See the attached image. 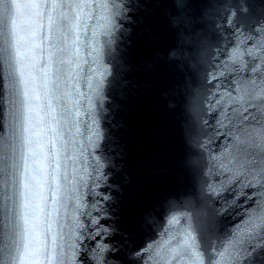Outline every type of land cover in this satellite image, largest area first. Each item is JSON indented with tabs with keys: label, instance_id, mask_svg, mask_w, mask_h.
Returning a JSON list of instances; mask_svg holds the SVG:
<instances>
[{
	"label": "snow or ice",
	"instance_id": "obj_1",
	"mask_svg": "<svg viewBox=\"0 0 264 264\" xmlns=\"http://www.w3.org/2000/svg\"><path fill=\"white\" fill-rule=\"evenodd\" d=\"M161 21L193 182L128 211L146 143L113 121L136 111L133 32ZM223 32L264 52V0H0V264H264V69L218 64Z\"/></svg>",
	"mask_w": 264,
	"mask_h": 264
},
{
	"label": "water",
	"instance_id": "obj_2",
	"mask_svg": "<svg viewBox=\"0 0 264 264\" xmlns=\"http://www.w3.org/2000/svg\"><path fill=\"white\" fill-rule=\"evenodd\" d=\"M222 36L224 39H221L216 47L225 51L222 55L217 54L216 62L218 64L226 62L229 67H240L238 59H229L233 48H238L239 55L243 56L246 63L254 59L257 68L264 69V64L260 60V57L264 55L261 49L256 48L253 57L246 50L253 47L251 44L229 45V33L223 32ZM168 41L167 29L162 21L155 25L143 23L135 28L132 43L129 46V51L136 56L134 71L128 77L132 81L129 90L136 93L139 89V94L135 101L136 111L130 114L124 112V121H129L137 130V138L146 143V155L133 161L135 165L133 171L138 173L134 177V181L144 182L145 190L138 194L136 201H126V210L128 211L138 210V202L141 200L144 203L139 204V207L142 208L146 206L152 196L160 195L169 188L190 186L193 182V175L183 167L185 149L181 143L183 123L181 109L179 107L171 110L167 108L169 100L175 102L179 97L162 95L169 87L182 89L183 80L179 76L172 79L169 70L163 64H160L159 67L154 64L157 53L163 55L166 52ZM154 68L155 71H153ZM251 76L252 73L249 69H244L241 73L243 79H248ZM212 83L219 85L220 79L218 78ZM213 91L217 93L215 97L211 92L208 94V102L212 104L223 93L224 88L217 87ZM233 94L235 95V93ZM125 103L127 102L125 101ZM210 123H214V121L210 120ZM124 134L127 138V125L124 128ZM201 140L206 142L207 137L202 136ZM223 143L224 140L219 139L209 146L213 154H216L218 145ZM248 204L249 201H244L240 212L226 223L237 220L239 215L246 210L245 206ZM186 211L190 210L177 209L180 221L177 228L185 223L183 213Z\"/></svg>",
	"mask_w": 264,
	"mask_h": 264
}]
</instances>
